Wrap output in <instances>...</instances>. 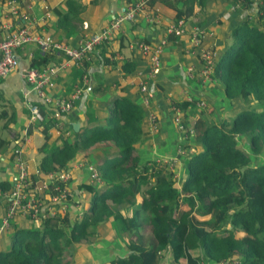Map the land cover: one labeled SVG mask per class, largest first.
Instances as JSON below:
<instances>
[{
  "label": "trees",
  "instance_id": "1",
  "mask_svg": "<svg viewBox=\"0 0 264 264\" xmlns=\"http://www.w3.org/2000/svg\"><path fill=\"white\" fill-rule=\"evenodd\" d=\"M175 16H181L179 10ZM232 37L236 43L226 47L211 76L225 97L239 99L243 108L218 123L202 114L182 120L194 142L184 147L194 151L184 160L178 187L165 163L138 162L134 147L142 136L143 110L116 96L104 124L73 132V139L60 146L41 147L38 172L45 174L68 169L77 153L95 143H113L116 152L96 166L103 185H79L91 194L88 208L72 221L65 214L41 215L34 227L14 228L8 248L0 250V264H71L62 262L64 252L94 242L97 228L108 219L128 232V253L105 264H160L164 257L167 264H218L235 255L237 264H264V165L251 166L250 154L241 147L245 143L252 154L264 147V23L244 21ZM167 38L175 39L173 34ZM33 51V67L55 56ZM123 65L127 70L130 63ZM189 104L193 108L188 101L175 105L184 109ZM13 119L14 114L7 118ZM6 144L0 139V154ZM9 186L0 183L2 189ZM145 225L147 234L141 232Z\"/></svg>",
  "mask_w": 264,
  "mask_h": 264
},
{
  "label": "crops",
  "instance_id": "2",
  "mask_svg": "<svg viewBox=\"0 0 264 264\" xmlns=\"http://www.w3.org/2000/svg\"><path fill=\"white\" fill-rule=\"evenodd\" d=\"M4 2L5 0H0L2 19L7 16ZM25 2L31 5L30 12L36 23H39L36 31L62 43L75 45L84 34H90L105 26L117 13L133 5L137 0H69V2L25 0ZM177 10L181 14L178 18L175 16ZM44 12L47 13L46 16L43 15ZM146 15L155 16V20L149 21ZM179 19L182 20L185 31L180 35L173 34L175 39L170 40L167 38L170 34L166 28ZM244 21L251 25L264 23V0H245L239 4H236L235 0H148L144 9L138 12L133 20L123 23L108 41L96 46L82 65L66 62L62 54H56L44 64L58 66L57 76L50 91L53 97L66 98L76 88L81 90L73 102V108L64 114L38 100L22 80L19 70L27 62L28 48L20 49L18 70L0 78V112L3 114L0 117V139L7 142L0 154V183L8 182L10 185L14 175L15 156L12 154L14 148L21 150L20 157L34 177L38 172V163L44 155L41 149L43 143L48 147L60 146L64 139L69 141L73 139V132H81L86 127L104 124L111 102L117 96L127 98L143 110L140 123L142 136L134 147L138 162L161 161L168 164L169 169L172 168L173 162L174 168L170 170L178 171L176 174L179 178L174 177L175 185L178 186L184 172V160L194 151L184 146H193L194 142L190 137L187 138V133L180 131L175 125L171 105L186 101L188 97L202 99L206 107L192 108L190 104L187 105L186 108L180 109L181 120L193 119L202 114L213 122L217 121L215 120L217 118L219 121L228 119L243 108L239 99L231 101L225 97L221 84L216 82L211 74L210 80L205 82L186 76L187 67L192 66L196 69L201 66L199 48L189 44L188 32L193 28L205 32L202 42L215 51L216 64L226 47L232 43L233 30ZM140 42L150 46L160 44L162 47L160 71L153 78L147 75L148 65L139 48ZM124 62L130 63L127 70L123 69ZM62 63L63 66L59 67ZM141 79L147 81L152 94L146 105L142 103L139 91ZM30 102L38 106L40 120L29 121L27 104ZM208 108L209 112H206L205 109ZM11 114H14V119L8 121L7 118ZM215 114L217 118L213 117ZM150 116L154 117L157 132L153 133L150 130ZM74 123L77 124L76 131L72 128ZM112 152H116L113 143L102 141L77 153L68 163L69 169L72 170L69 211L85 204L80 198L82 194L86 196L89 206L91 194L86 189L79 188V185L90 184L94 189H99L103 182L99 177L98 180L91 179L87 167L94 165L96 169L102 159ZM79 161L82 164L75 167L74 164ZM9 189L10 186L8 189L0 187V220L6 207L4 194ZM64 214L70 221L76 217L73 216L71 219L67 212ZM38 222L39 219L32 220L21 214L15 215L9 226L0 230V250L8 248L10 234L14 228L34 227ZM105 225V222L99 225L98 235ZM123 235L118 236L124 238ZM208 263L216 264L210 261Z\"/></svg>",
  "mask_w": 264,
  "mask_h": 264
},
{
  "label": "built area",
  "instance_id": "3",
  "mask_svg": "<svg viewBox=\"0 0 264 264\" xmlns=\"http://www.w3.org/2000/svg\"><path fill=\"white\" fill-rule=\"evenodd\" d=\"M148 0H137L136 3L117 13L105 26L95 32L84 34L75 45H68L57 41L51 37L44 36L36 31L39 23L31 14V5L25 0H5L7 16L0 18V78L5 77L12 71L19 68L18 51L28 48L26 53L27 62L19 70V74L24 82L29 86V90L43 104L48 105L64 114L73 108V102L81 93L80 88H76L70 96L53 97L50 91L53 88L54 80L57 76L58 66L44 65L42 67L30 66L34 51L39 53L62 54L66 62L70 61L77 65L88 60L95 47L105 43L123 23L133 20L138 12L142 11ZM245 0H235L236 4ZM43 15H47L46 12ZM155 17V16H154ZM152 15H146L149 21L155 20ZM42 20L44 18H41ZM182 20H177L167 26L169 34L180 35L185 30ZM205 32L198 28H193L188 32V41L192 47L199 48L200 69L196 70L192 66L186 68V76L190 79H198L201 82L210 80V74L215 65V51L212 47L203 44ZM141 53L146 58L148 69L147 75L150 78L156 76L160 71L161 45L150 46L143 42L139 43ZM60 64L59 67L63 66ZM139 91L142 95V103L148 104L152 97L146 80L139 81ZM198 108H204V101L187 98ZM29 110V121L40 120L41 115L38 106L34 102L27 104ZM173 121L178 129L185 132L181 120V110L176 105H171ZM151 132H157V124L153 116L149 117ZM188 135L193 136V130L189 129ZM186 137V135H184ZM188 138V137H187ZM21 150L14 148L12 151L15 159L14 182L10 183V189L4 194L6 207L0 220V227L9 225L15 215L21 214L32 220H38L41 215L55 216L64 214L66 206L71 196L69 182L70 173L60 169L45 174L39 172L33 174L29 172L25 161L20 157ZM89 177L98 180L97 170L93 165H88ZM234 264V263H233Z\"/></svg>",
  "mask_w": 264,
  "mask_h": 264
},
{
  "label": "rangeland",
  "instance_id": "4",
  "mask_svg": "<svg viewBox=\"0 0 264 264\" xmlns=\"http://www.w3.org/2000/svg\"><path fill=\"white\" fill-rule=\"evenodd\" d=\"M231 41H233L234 44L236 43V41L232 40V38H231ZM199 69H200V67L196 68V70H199ZM194 100H196V99H194ZM197 100H202V99H197ZM202 101H204V100H202ZM205 107H206V103L204 102V108ZM205 110H207L206 112H209V108L205 109ZM210 117H212V115H210ZM213 117L217 118L218 116L215 114ZM228 119H229V117H228ZM215 120H217L219 122V118H217ZM217 121H214V122H217ZM193 136H194V131H193ZM241 147H243V149H245L250 154L251 166L264 165V147L257 154H252L251 152H249L247 145L243 142H241ZM81 164L82 163L79 161V162H76L74 164V166L79 167ZM169 164L171 165V163H169ZM167 166H168V164H167ZM172 168H174L173 162H172ZM172 168H170V169H172ZM65 170H67L70 173V181H71V174H72L71 171L72 170H70L69 168L65 169ZM55 171H58V170H55ZM172 172H173V176L176 177V179L179 178L178 174H176L178 171L176 172L175 170H173ZM182 178H183V176H182ZM13 179H14V175L12 176L10 183L14 182ZM181 179H179V180H181ZM69 184H70V182H69ZM177 184H178V182H177ZM174 185H175V183H174ZM179 185H180V183L178 184V186ZM175 186L178 187L177 185H175ZM80 198L82 199V202H85V204L82 206H79L77 208L75 207L74 210L70 209V211H69V207H70V206L68 207L69 201L67 203L65 212H67V214L71 216V219L73 216H76L77 218H79L81 216L82 212L85 211L88 207V202H86V200H87L86 196H84V194H82V195H80ZM179 204L181 206H184L183 202H181V201L179 202ZM68 212H70V213H68ZM109 221H111V222H109ZM105 223H106L105 227L103 229H101L100 235H98V238H96L94 242H92L89 245H77V246H75L72 253H70V252L68 253V251L64 252V256H62V259H61L62 262L71 260V262H72L71 264H105L107 261H109L110 259H112L116 256H125L128 253V249L126 247V244L128 241V235H127L128 233L124 234L125 231L122 230V227H121L119 222L108 219ZM8 226L9 225L4 226V227L1 226L0 230H4ZM141 232L144 234L149 233L150 232L149 226H147V225L143 226L141 229ZM102 235H104V237H102ZM118 235L120 237L123 235L124 238H119ZM111 236H117L118 238H110ZM233 263L237 264L236 255L225 260L224 262L219 263V264H233ZM160 264H167L166 257L161 259ZM205 264H209V263H205Z\"/></svg>",
  "mask_w": 264,
  "mask_h": 264
},
{
  "label": "water",
  "instance_id": "5",
  "mask_svg": "<svg viewBox=\"0 0 264 264\" xmlns=\"http://www.w3.org/2000/svg\"><path fill=\"white\" fill-rule=\"evenodd\" d=\"M72 128H73V130H77V124L76 123H74V124H72Z\"/></svg>",
  "mask_w": 264,
  "mask_h": 264
}]
</instances>
